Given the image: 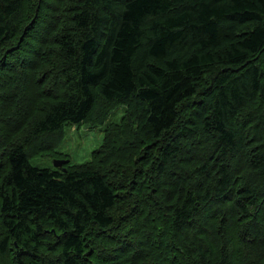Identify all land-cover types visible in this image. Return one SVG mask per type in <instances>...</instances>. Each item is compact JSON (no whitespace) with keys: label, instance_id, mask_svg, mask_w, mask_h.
Here are the masks:
<instances>
[{"label":"trees","instance_id":"obj_1","mask_svg":"<svg viewBox=\"0 0 264 264\" xmlns=\"http://www.w3.org/2000/svg\"><path fill=\"white\" fill-rule=\"evenodd\" d=\"M0 264H264V0H0Z\"/></svg>","mask_w":264,"mask_h":264},{"label":"rangeland","instance_id":"obj_2","mask_svg":"<svg viewBox=\"0 0 264 264\" xmlns=\"http://www.w3.org/2000/svg\"><path fill=\"white\" fill-rule=\"evenodd\" d=\"M125 106L116 108L102 123H82L77 126L64 125L61 130L47 134L42 142L46 149L38 158L31 159L32 165L40 168L59 169L54 160H65L66 164H82L91 159V153L102 141L104 130L112 121H117Z\"/></svg>","mask_w":264,"mask_h":264},{"label":"water","instance_id":"obj_3","mask_svg":"<svg viewBox=\"0 0 264 264\" xmlns=\"http://www.w3.org/2000/svg\"><path fill=\"white\" fill-rule=\"evenodd\" d=\"M65 163H66L65 160L62 159L54 160V165L58 168L62 167Z\"/></svg>","mask_w":264,"mask_h":264},{"label":"bare ground","instance_id":"obj_4","mask_svg":"<svg viewBox=\"0 0 264 264\" xmlns=\"http://www.w3.org/2000/svg\"><path fill=\"white\" fill-rule=\"evenodd\" d=\"M240 110V109H239ZM241 112H243V111H241ZM237 114H238V112H237ZM242 118V117H241ZM244 118V117H243ZM246 118V117H245ZM250 119V118H249ZM237 122V121H236ZM241 122V121H240ZM244 123H246V122H244ZM243 125V124H242ZM239 127V126H238ZM240 129V128H239ZM216 169V168H215ZM163 175V174H162ZM162 177V176H161ZM165 181V180H164ZM161 182V181H160ZM205 182V181H204ZM159 226V225H158ZM164 239V238H163ZM167 239V238H166ZM165 241V240H164Z\"/></svg>","mask_w":264,"mask_h":264}]
</instances>
